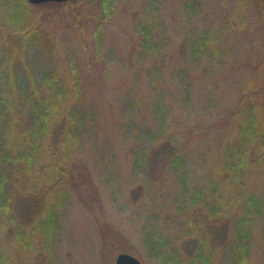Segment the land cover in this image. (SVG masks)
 Returning <instances> with one entry per match:
<instances>
[{
  "label": "rangeland",
  "instance_id": "1",
  "mask_svg": "<svg viewBox=\"0 0 264 264\" xmlns=\"http://www.w3.org/2000/svg\"><path fill=\"white\" fill-rule=\"evenodd\" d=\"M197 1L190 10L185 0H117L107 18L86 19L82 28L66 27L69 5L52 8L57 23L42 32L55 52L42 66L62 78L58 163L77 184L61 198L48 247L46 226L27 222L45 178L18 170L29 197L17 205L16 175L7 176L13 202L0 210L4 264H28L41 250L45 264H115L120 253L162 264L145 235L168 242L163 255L178 252L182 264L200 260V246L207 264H233L237 222L256 207L264 213V160L255 167L264 151V27L255 0ZM157 98L167 103L165 128ZM178 156L187 194L168 164ZM262 227L258 220L247 228L246 264H264Z\"/></svg>",
  "mask_w": 264,
  "mask_h": 264
},
{
  "label": "trees",
  "instance_id": "2",
  "mask_svg": "<svg viewBox=\"0 0 264 264\" xmlns=\"http://www.w3.org/2000/svg\"><path fill=\"white\" fill-rule=\"evenodd\" d=\"M185 1L186 7L190 10L199 4L197 0ZM116 4L117 0H100V2L98 0H71L39 6L32 5L27 0H0V194L3 199L0 210H8L13 202L11 192L5 187L8 184L7 176L16 175L12 192L18 201L15 202L17 205L21 199L29 197L28 192L20 187L21 180L19 179L24 176H18V170L25 175V169H27L28 173L42 177V179L45 178L46 181L40 183V189L31 195L34 197L32 199L34 210L27 222L30 226L38 220L46 226L42 237L43 245L47 243L48 247L55 231L54 221H57V214L63 204L61 198L68 195V188L77 183L58 163L60 150L59 143L55 141H59L56 130L63 124L58 122L55 117L60 108L59 102H64L65 98L62 97L63 83L60 73L56 68L47 71L42 66L51 60L52 53L55 52L53 48H50V46L53 47V43L42 32V29L45 31L44 24L47 25V22L51 25L57 23V17L51 18L53 7L61 9L69 5L70 9L66 15L72 18V22L64 21L66 27L79 25L78 27L82 28L86 19L98 18V20H102V18H107L110 9L113 11ZM255 6L264 27V0H255ZM96 7L97 10H95ZM100 12L101 16H99ZM42 17H44L43 21ZM41 25L42 27H40ZM139 27L144 32L148 31L142 24H139ZM87 66L85 72L90 71V68L93 67L90 59ZM184 94L185 100L191 99L192 93L189 88L184 90ZM156 108L160 127L165 128L168 119L166 101L157 98ZM256 126L257 123L254 121L252 128L254 130L251 131L254 135ZM64 145L65 143L62 144V146ZM43 157L46 158L42 160ZM263 160L264 151L256 157V169ZM181 163L182 159L179 156L168 160V164L172 169L175 168L176 175L180 177L183 185L182 192L187 194L189 178L186 170L179 169ZM197 197L203 198L201 192L197 194ZM21 215L24 216V213ZM258 220H261L264 231V213L261 208L256 207L255 213L250 211L248 216L237 222L235 232L240 241L230 249L231 263H247L251 248V239L247 228L254 226ZM17 221L26 220L21 217ZM39 227L40 225H37V228ZM1 228L2 231H5L3 235L6 238L12 234L6 225H2ZM146 230L142 229V231ZM108 233L112 237L117 236L111 226H108ZM198 235H200L199 231L196 233V237ZM28 237H30V243L34 244L31 233ZM1 241L2 233L0 231V264H4L5 255L2 251ZM143 241L149 254L160 259L162 264H182V257L178 252L175 255L171 252L163 255L162 249L168 247V242H162L150 235H145ZM203 243L204 239L201 240L202 247ZM30 248L32 250V246ZM42 253V250L38 252L35 257L29 260L28 264H45L46 258L42 256ZM197 258L200 260H193V264H207V261L212 260L208 256L201 255V246Z\"/></svg>",
  "mask_w": 264,
  "mask_h": 264
},
{
  "label": "water",
  "instance_id": "3",
  "mask_svg": "<svg viewBox=\"0 0 264 264\" xmlns=\"http://www.w3.org/2000/svg\"><path fill=\"white\" fill-rule=\"evenodd\" d=\"M32 5H41L47 3H63L70 0H27ZM115 264H142L139 259L136 257L127 254L121 253L117 256Z\"/></svg>",
  "mask_w": 264,
  "mask_h": 264
}]
</instances>
